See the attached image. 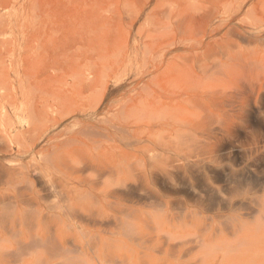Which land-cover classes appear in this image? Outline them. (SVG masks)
<instances>
[{"label":"bare ground","instance_id":"6f19581e","mask_svg":"<svg viewBox=\"0 0 264 264\" xmlns=\"http://www.w3.org/2000/svg\"><path fill=\"white\" fill-rule=\"evenodd\" d=\"M10 14L0 264H264V0H161L155 42L53 71L4 56Z\"/></svg>","mask_w":264,"mask_h":264},{"label":"rangeland","instance_id":"374dc122","mask_svg":"<svg viewBox=\"0 0 264 264\" xmlns=\"http://www.w3.org/2000/svg\"><path fill=\"white\" fill-rule=\"evenodd\" d=\"M8 1L11 14L3 21L7 34L1 38L2 52L25 70L65 67L74 43L97 49L118 44L133 53L134 45L141 51L160 35L156 13L161 0Z\"/></svg>","mask_w":264,"mask_h":264}]
</instances>
